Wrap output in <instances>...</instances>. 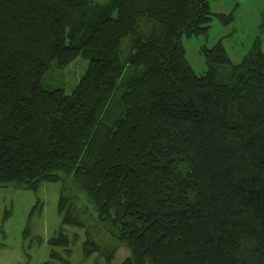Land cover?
I'll list each match as a JSON object with an SVG mask.
<instances>
[{
  "label": "trees",
  "instance_id": "16d2710c",
  "mask_svg": "<svg viewBox=\"0 0 264 264\" xmlns=\"http://www.w3.org/2000/svg\"><path fill=\"white\" fill-rule=\"evenodd\" d=\"M210 2L0 0V186L71 181L63 223L86 199L122 264H264V52L220 40L197 74L183 38L234 19ZM78 58L70 93L44 87Z\"/></svg>",
  "mask_w": 264,
  "mask_h": 264
},
{
  "label": "rangeland",
  "instance_id": "374dc122",
  "mask_svg": "<svg viewBox=\"0 0 264 264\" xmlns=\"http://www.w3.org/2000/svg\"><path fill=\"white\" fill-rule=\"evenodd\" d=\"M210 4L214 14L233 13L234 19L224 24L213 15L207 35L183 38L186 60L197 74L207 71L203 47L211 48L220 40L234 63L243 59L257 39L264 52V0H211ZM86 68L87 61L82 58L64 70L54 67L43 78V85L70 93ZM63 192L78 195L71 181L44 182L37 189L0 186V264H122L129 250L106 234L97 212L85 197L76 202V213L85 226L63 223V214L59 212ZM62 233L69 243L53 245V239ZM88 234L102 250L85 257L83 244ZM112 250L114 255L109 257Z\"/></svg>",
  "mask_w": 264,
  "mask_h": 264
}]
</instances>
